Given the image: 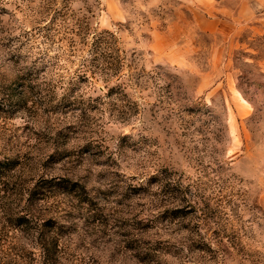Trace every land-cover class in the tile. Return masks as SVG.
Here are the masks:
<instances>
[{"label":"rangeland","instance_id":"1","mask_svg":"<svg viewBox=\"0 0 264 264\" xmlns=\"http://www.w3.org/2000/svg\"><path fill=\"white\" fill-rule=\"evenodd\" d=\"M0 264H264V0H0Z\"/></svg>","mask_w":264,"mask_h":264}]
</instances>
